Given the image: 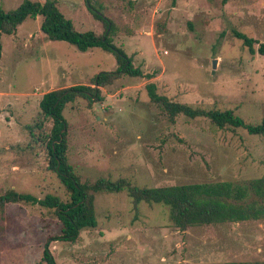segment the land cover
I'll list each match as a JSON object with an SVG mask.
<instances>
[{
  "label": "rangeland",
  "instance_id": "1",
  "mask_svg": "<svg viewBox=\"0 0 264 264\" xmlns=\"http://www.w3.org/2000/svg\"><path fill=\"white\" fill-rule=\"evenodd\" d=\"M24 0H0L5 10ZM44 1V0H40ZM92 0L110 18L113 42L135 66L156 72L150 80L123 75L102 87L105 100L67 104L68 158L82 179L124 177L139 186L247 181L264 176V135L220 128L208 118L169 121L150 100L158 93L206 109H233L246 121L264 118V55L252 53L232 33L264 42V0ZM79 31H105L86 0H58ZM43 17L27 18L3 35L0 60V195L8 189L68 199L49 168L52 121L39 107L44 93L91 84L101 71L118 68L116 55L94 47L80 51L49 39ZM217 59L216 67L213 61ZM96 228L77 241L52 240L58 264H227L264 261V219L195 226L171 224L169 207L127 192L96 193ZM56 214L39 204L8 205L0 217V264H38L48 236L61 233Z\"/></svg>",
  "mask_w": 264,
  "mask_h": 264
},
{
  "label": "trees",
  "instance_id": "2",
  "mask_svg": "<svg viewBox=\"0 0 264 264\" xmlns=\"http://www.w3.org/2000/svg\"><path fill=\"white\" fill-rule=\"evenodd\" d=\"M227 1L223 0L224 3ZM86 2L94 16L103 21L104 33L77 30L73 21L60 10L58 0H24L12 10L0 7V60L3 56V35L16 33L19 25L27 18L36 19L42 16L41 30L49 39L69 42L84 52L94 47H102L113 52L118 61L116 70L99 72L91 84L54 89L44 93L40 100L41 112L52 121L47 143L49 168L61 179L68 192V199L64 200L56 194L39 198L32 193L13 188L0 195V217L8 205L20 202L39 204L56 214L61 233L48 236L38 264H58L50 249L52 240L75 242L82 230L98 226L96 193L127 192L135 209L142 201L164 204L170 209L171 224L182 231L195 226L264 219V176L247 181L222 180L148 187L139 186L124 177L114 179L100 176L95 179H82L76 172L68 158V122L64 116L67 104L78 98H85L92 106L105 100L102 87L114 84L123 75L150 80L156 74L145 72L142 67L134 65L133 56L113 42L111 33L114 26L110 18L102 16L92 0ZM232 33L254 54L257 52L255 45L259 44L258 51L264 55V42L261 43L237 29H233ZM145 87L150 100L163 109L172 123H175L179 115L191 119L205 117L220 128H244L252 135H264V118L259 123H252L236 114L233 109H206L191 103L174 101L158 93L154 81H149ZM227 264H264V261H230Z\"/></svg>",
  "mask_w": 264,
  "mask_h": 264
},
{
  "label": "water",
  "instance_id": "3",
  "mask_svg": "<svg viewBox=\"0 0 264 264\" xmlns=\"http://www.w3.org/2000/svg\"><path fill=\"white\" fill-rule=\"evenodd\" d=\"M217 59H214V61H213V67H216V65H217Z\"/></svg>",
  "mask_w": 264,
  "mask_h": 264
}]
</instances>
